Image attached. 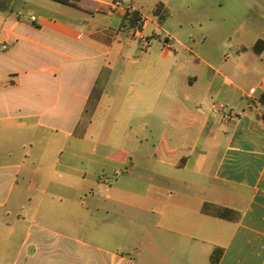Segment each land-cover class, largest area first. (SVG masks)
<instances>
[{
  "label": "crops",
  "instance_id": "0c3cea01",
  "mask_svg": "<svg viewBox=\"0 0 264 264\" xmlns=\"http://www.w3.org/2000/svg\"><path fill=\"white\" fill-rule=\"evenodd\" d=\"M69 1L0 0V264H264V7L120 0L142 42L114 0ZM191 3L213 32L183 35Z\"/></svg>",
  "mask_w": 264,
  "mask_h": 264
},
{
  "label": "rangeland",
  "instance_id": "374dc122",
  "mask_svg": "<svg viewBox=\"0 0 264 264\" xmlns=\"http://www.w3.org/2000/svg\"><path fill=\"white\" fill-rule=\"evenodd\" d=\"M242 1L244 0H237L239 4H241ZM248 2L254 5H260L264 7V0H248ZM200 3H201V0L199 1L197 0V4L200 5ZM205 4L206 5L208 4V6L210 5L209 8H212L213 10H215L214 7L216 6V0H207ZM177 18H179V20L182 23V29L185 32L183 35H186V32H189V34H191L192 36L198 37L204 31H208L211 33L215 30V25L212 22H208V20L205 19L200 8L197 7L194 3H191L188 9L184 8L183 11H180ZM223 26L228 31L227 33L223 34V38H226V39L234 38L237 35L236 33L232 32V30L230 29V26L228 25L226 26L225 23L223 24ZM100 128H101V125H98L97 127H95L94 131L96 132L101 131ZM90 143H91L90 141H87L88 146L90 145ZM72 145H73V142L72 144L68 142L64 147L65 149H68ZM147 145L148 146L146 148V153L145 154L143 153V156L141 157V160L139 162L140 165L136 169V174L140 176L141 189L142 190L145 189L148 191V189L150 188V187L148 188V184L150 183L149 176L152 174L151 171L153 170V166L155 164L154 162L155 156L153 154V150H154V145L156 146V144H155V141L150 140ZM94 159H95L94 165L96 167L105 166L108 169V172H104L99 167L98 171L94 169L95 174H99V175L103 174L105 176H108V179L110 180L111 183H113L116 178H119L121 181L120 183L121 185H124V184L127 185L128 179L124 178V174H125V170H127V168H130V164H127V166L125 167L120 164L114 163L113 161L105 160L103 157H100V156L98 157L96 156ZM110 167H115L116 175L110 171L109 169ZM88 172L91 173L92 171H88ZM112 214H113V211H112ZM146 223L147 221L145 219H141L139 223L136 220H134V218L128 219V221L126 222L127 224L126 229L127 231H144V228L146 227Z\"/></svg>",
  "mask_w": 264,
  "mask_h": 264
},
{
  "label": "built area",
  "instance_id": "2783aa9c",
  "mask_svg": "<svg viewBox=\"0 0 264 264\" xmlns=\"http://www.w3.org/2000/svg\"><path fill=\"white\" fill-rule=\"evenodd\" d=\"M102 9L110 14L119 12L123 17H132L134 14H137L138 19L135 26L130 28V32L133 37L140 39L142 42H146V39L142 35V30L149 20L147 15L139 14L137 9L132 4H124L120 0L103 3ZM29 18L31 20H34L33 16H30ZM1 49L6 50L7 46L2 44ZM253 90L254 89H251L250 92H253ZM216 111L222 113L223 119L225 121L235 116V113H233L232 111H225V109L221 106L216 107Z\"/></svg>",
  "mask_w": 264,
  "mask_h": 264
},
{
  "label": "trees",
  "instance_id": "16d2710c",
  "mask_svg": "<svg viewBox=\"0 0 264 264\" xmlns=\"http://www.w3.org/2000/svg\"><path fill=\"white\" fill-rule=\"evenodd\" d=\"M55 1L70 4L69 0H55ZM137 19H138L137 14H134L132 17H124V25L126 26V28H132L135 26ZM92 110H93L92 108H89V109L87 108V112L88 111L91 112ZM220 252L221 251L217 249L212 253L211 258H210V264H216L218 262L219 257H220Z\"/></svg>",
  "mask_w": 264,
  "mask_h": 264
}]
</instances>
